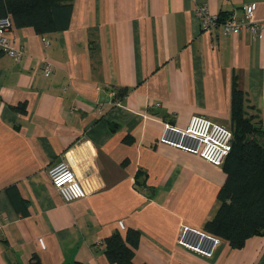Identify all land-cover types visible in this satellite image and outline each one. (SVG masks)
I'll list each match as a JSON object with an SVG mask.
<instances>
[{"label": "crops", "instance_id": "0c3cea01", "mask_svg": "<svg viewBox=\"0 0 264 264\" xmlns=\"http://www.w3.org/2000/svg\"><path fill=\"white\" fill-rule=\"evenodd\" d=\"M246 3L263 21L264 0H73L65 30L13 24L24 56L0 52V264H116L105 241L129 230L130 264H264V235L241 249L222 239L213 258L178 245L183 226L215 218L228 176L159 141L166 122L184 129L196 115L231 128L236 90L264 126V31L204 29L196 12L242 17ZM62 160L87 198L67 204L54 188Z\"/></svg>", "mask_w": 264, "mask_h": 264}, {"label": "trees", "instance_id": "16d2710c", "mask_svg": "<svg viewBox=\"0 0 264 264\" xmlns=\"http://www.w3.org/2000/svg\"><path fill=\"white\" fill-rule=\"evenodd\" d=\"M72 8L73 0H0V19L8 17L18 28L32 27L46 35L68 28ZM219 18L222 22L228 17ZM243 104L244 95L236 90L233 149L223 164L228 179L218 195L220 208L205 225V231L226 240L234 249L243 248L251 237L264 235V126L246 115ZM139 241L135 230L128 231L127 240L115 232L105 241L108 260L130 264Z\"/></svg>", "mask_w": 264, "mask_h": 264}, {"label": "built area", "instance_id": "2783aa9c", "mask_svg": "<svg viewBox=\"0 0 264 264\" xmlns=\"http://www.w3.org/2000/svg\"><path fill=\"white\" fill-rule=\"evenodd\" d=\"M196 12L201 18L204 29L209 30L221 25L227 34L239 35L247 31L252 37H258L264 31V20L255 19V3H246L243 6L242 17L232 15L222 22H220L219 16L210 15L206 6L198 7ZM12 26V21L8 17L0 19V52L16 62H20L23 59L24 51L15 48L8 35ZM43 43L45 47L50 45L49 40L45 38ZM42 66L43 74L49 76L52 72L51 65L44 61ZM111 96H114L113 92H111ZM233 139L234 135L230 127L196 115L191 118L188 127L184 129L166 122L159 141L162 144L198 155L215 166H222L232 152ZM48 173L54 188L65 203L69 204L87 198L83 184L68 161H60L52 166ZM5 222L6 218L0 208V229L4 227ZM121 225L124 227L123 223ZM221 242L220 237L189 226L182 227L178 239V245L206 258L214 257ZM38 243L41 248L45 249L43 239H39Z\"/></svg>", "mask_w": 264, "mask_h": 264}]
</instances>
